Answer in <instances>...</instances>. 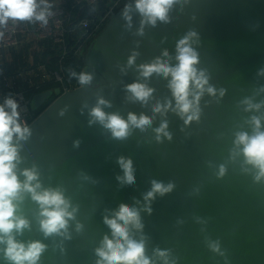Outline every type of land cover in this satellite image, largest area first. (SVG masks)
Instances as JSON below:
<instances>
[{"label": "water", "instance_id": "water-1", "mask_svg": "<svg viewBox=\"0 0 264 264\" xmlns=\"http://www.w3.org/2000/svg\"><path fill=\"white\" fill-rule=\"evenodd\" d=\"M126 4L134 0H125L88 44L82 72L92 75L91 84L61 93L47 89L31 101L36 111L55 96L29 125L32 135L21 149L19 169L35 165L44 187L62 188L78 206L75 220L69 222L71 238L44 237L35 220L38 208L29 202L31 229L18 239L40 240L47 246L39 264H96L95 248L105 234L110 236L104 215L121 203L142 204V194L155 178L174 182L175 188L156 197L150 214L141 212L144 228L134 236L146 237V255L157 264H163L153 255L157 248L167 250L174 264H264V181L254 180V170L243 165L242 156L231 159L235 133L250 131L246 121L251 115H264V108L248 112L242 103L246 98L264 101V0H180L168 22L146 25L143 35L137 34L138 12L132 13V27L126 26ZM189 31L199 37L193 45L199 55L197 68L206 71L217 89L216 96L205 93L201 98L199 122L185 125L171 110L155 114L152 128L167 119L172 134L162 142L156 141L152 128L116 140L99 124L89 125L88 111L99 96L111 103L106 112L125 119L129 112L152 117L157 100H172L174 105L168 79L156 74L141 80L154 89L146 105L128 100L126 85L141 78L127 60L136 51V65L149 63L167 50L175 64L176 43ZM77 140L79 146L74 147ZM120 156L133 161L132 185L120 186L116 180L123 174L116 162ZM221 164L227 170L218 177ZM77 222L83 225L79 232ZM209 240H218L224 255L212 252ZM0 264H7L2 253Z\"/></svg>", "mask_w": 264, "mask_h": 264}, {"label": "clouds", "instance_id": "clouds-1", "mask_svg": "<svg viewBox=\"0 0 264 264\" xmlns=\"http://www.w3.org/2000/svg\"><path fill=\"white\" fill-rule=\"evenodd\" d=\"M180 0H134V4H126L122 12L128 28L132 27V13L136 11L141 16L138 35L144 34L146 25L156 26L157 22H168L169 12L174 4ZM52 5L48 0H0V29L9 21L40 22L47 25ZM4 35L0 30V38ZM199 41L195 31H189L176 43V63H170L167 50L162 56L154 58L149 63L136 65L138 52L133 51L127 60V66L135 65L139 77L137 81L126 85L127 99L146 105L153 97L154 89L141 80H148L153 74L168 79V87L175 101L159 100L152 106L153 116L143 113L137 115L129 112L127 118L118 112H106L105 108L111 103L102 96L97 97L96 104L88 111L89 125L99 124L111 134L112 139L125 140L134 130L146 131L153 126L155 114L164 116L168 111L174 112L190 125L193 121L199 122L201 116L200 101L207 93L216 96L217 89L210 85L209 76L205 70L197 68L199 55L193 45ZM264 75V70H261ZM79 85L87 86L92 82V75L87 72L72 73ZM224 95V90H219ZM245 111L259 112L264 108V101L255 103L251 98L242 101ZM85 108L88 106L85 105ZM19 102L11 95L6 96L0 103V253L3 254L7 264H39L46 245L40 240L24 241L18 239L26 230L31 229V221L27 215V205L33 203L38 211L35 220L38 230L44 237L52 235L70 239L69 222L75 220L78 206L60 188L44 187L39 179V172L35 165L31 168L19 169L22 162L20 155L25 142L31 137L32 131L26 121L21 119ZM61 111L60 115H63ZM246 123L250 131H238L233 140L234 149L231 159L243 157V165L254 170V180L264 181V115H251ZM157 142L163 139H172L168 130L167 119L161 120L158 127L152 128ZM79 140L74 141V147L79 146ZM122 175L116 180L120 186L135 183V168L130 157L117 158ZM226 166L219 165L217 176L223 177ZM247 170V169H245ZM23 177V179H21ZM85 180L89 177L84 176ZM151 187L142 194L143 203L135 200L133 205L121 203L118 208L111 210L110 215H104L103 223L110 229V236L105 234L100 244L95 248L96 264H157L156 259L146 255L143 235L136 239L134 232L142 233L144 224L141 212L151 213V204L157 196L163 197L175 188L174 182H163L153 178ZM108 211V210H106ZM83 225L76 223V231L82 230ZM209 249L224 255L219 241H207ZM154 257L159 258L163 264H174L170 261V253L159 248L154 250Z\"/></svg>", "mask_w": 264, "mask_h": 264}, {"label": "built area", "instance_id": "built-area-1", "mask_svg": "<svg viewBox=\"0 0 264 264\" xmlns=\"http://www.w3.org/2000/svg\"><path fill=\"white\" fill-rule=\"evenodd\" d=\"M124 1L115 0L102 7V0H72L70 8L61 4L52 8L47 25L9 21L0 29L4 33L0 38V103L8 95L14 97L20 105L21 119L30 125L37 117L36 111L31 108L35 93L47 89L61 93L66 88L77 87V79L68 75L66 61H85L89 42ZM69 36L73 39L71 43ZM29 37L50 41L48 52L42 59L36 62L30 59L29 65L10 71L6 64L8 49L21 46Z\"/></svg>", "mask_w": 264, "mask_h": 264}, {"label": "crops", "instance_id": "crops-1", "mask_svg": "<svg viewBox=\"0 0 264 264\" xmlns=\"http://www.w3.org/2000/svg\"><path fill=\"white\" fill-rule=\"evenodd\" d=\"M48 3L52 5V8L60 4L70 8L72 0H48ZM49 43L48 40H34L29 37V40L25 39L21 46L8 49L6 64L9 70L14 71L29 65L31 60L36 62L42 59L48 52Z\"/></svg>", "mask_w": 264, "mask_h": 264}, {"label": "trees", "instance_id": "trees-1", "mask_svg": "<svg viewBox=\"0 0 264 264\" xmlns=\"http://www.w3.org/2000/svg\"><path fill=\"white\" fill-rule=\"evenodd\" d=\"M109 0H102L101 2V6L103 7L104 4L108 3ZM54 60L56 61L57 58H54ZM66 65V68H67V72H68V75L69 77L73 78V79H76L72 73H80L82 72V68H83V65H85V61L84 59H68L65 63ZM55 98L52 97L41 109H38L36 110V113L37 115L42 111V109L47 105L49 104L53 99Z\"/></svg>", "mask_w": 264, "mask_h": 264}, {"label": "rangeland", "instance_id": "rangeland-1", "mask_svg": "<svg viewBox=\"0 0 264 264\" xmlns=\"http://www.w3.org/2000/svg\"><path fill=\"white\" fill-rule=\"evenodd\" d=\"M31 108H33V109H34V102H32V103H31Z\"/></svg>", "mask_w": 264, "mask_h": 264}]
</instances>
